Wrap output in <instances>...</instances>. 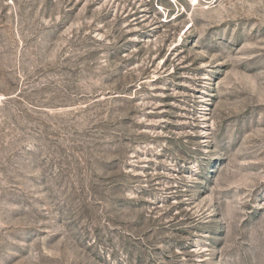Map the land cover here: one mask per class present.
I'll list each match as a JSON object with an SVG mask.
<instances>
[{
	"label": "rangeland",
	"instance_id": "rangeland-1",
	"mask_svg": "<svg viewBox=\"0 0 264 264\" xmlns=\"http://www.w3.org/2000/svg\"><path fill=\"white\" fill-rule=\"evenodd\" d=\"M0 264H264V0H0Z\"/></svg>",
	"mask_w": 264,
	"mask_h": 264
}]
</instances>
